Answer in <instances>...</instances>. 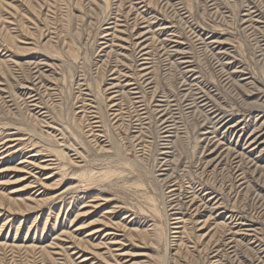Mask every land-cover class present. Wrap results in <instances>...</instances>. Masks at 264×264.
<instances>
[{
	"label": "rangeland",
	"instance_id": "1",
	"mask_svg": "<svg viewBox=\"0 0 264 264\" xmlns=\"http://www.w3.org/2000/svg\"><path fill=\"white\" fill-rule=\"evenodd\" d=\"M0 264H264V0H0Z\"/></svg>",
	"mask_w": 264,
	"mask_h": 264
},
{
	"label": "bare ground",
	"instance_id": "2",
	"mask_svg": "<svg viewBox=\"0 0 264 264\" xmlns=\"http://www.w3.org/2000/svg\"><path fill=\"white\" fill-rule=\"evenodd\" d=\"M146 63H148V62H146ZM144 68V67H143ZM146 68V67H145ZM145 76V75H144ZM139 78V77H138ZM135 81V80H134ZM28 82V81H27ZM36 85V84H35ZM26 89V88H25ZM29 89V88H28ZM27 91V90H26ZM136 91H137V89H136ZM29 93V92H28ZM137 93H138V91H137ZM30 94V93H29ZM137 96H138V94H137ZM204 96V95H203ZM115 97V96H114ZM139 97V96H138ZM133 98H136V97H133ZM143 98V97H142ZM201 98V97H200ZM114 99V98H113ZM204 100H205V97L203 98ZM137 100V102H138V99H136ZM140 100V99H139ZM142 101V100H141ZM141 101H139V102H141ZM180 101V100H179ZM207 101V100H206ZM208 102V101H207ZM204 103V102H203ZM116 104V103H115ZM136 104V103H135ZM142 104V103H141ZM140 104V105H141ZM170 104H172V103H170ZM170 104H168L169 106H171ZM119 105V104H118ZM159 106V105H158ZM162 106V105H161ZM160 106V107H161ZM175 106V105H174ZM205 106H207V104L205 105ZM112 107V106H111ZM173 107V106H172ZM168 108V107H167ZM159 109V108H158ZM165 109V108H164ZM169 109V108H168ZM163 110V109H162ZM159 111H160V109H159ZM161 112V111H160ZM141 114V113H140ZM170 114V113H169ZM163 115V114H162ZM168 118V117H167ZM167 118H165V119H167ZM164 119V120H165ZM159 121H161V119L159 120ZM164 122V121H163ZM166 122V121H165ZM157 231V230H156ZM156 231H155V233H156ZM158 232V231H157ZM158 234V233H157ZM152 235V234H151ZM155 237H157L155 234H153Z\"/></svg>",
	"mask_w": 264,
	"mask_h": 264
}]
</instances>
